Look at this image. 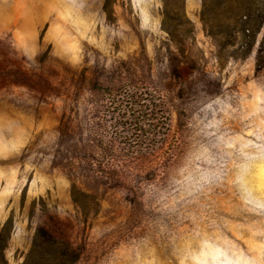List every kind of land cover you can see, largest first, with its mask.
<instances>
[{
  "label": "rangeland",
  "instance_id": "rangeland-1",
  "mask_svg": "<svg viewBox=\"0 0 264 264\" xmlns=\"http://www.w3.org/2000/svg\"><path fill=\"white\" fill-rule=\"evenodd\" d=\"M262 22L264 0H0L9 263L57 220L77 264H264Z\"/></svg>",
  "mask_w": 264,
  "mask_h": 264
},
{
  "label": "trees",
  "instance_id": "trees-1",
  "mask_svg": "<svg viewBox=\"0 0 264 264\" xmlns=\"http://www.w3.org/2000/svg\"><path fill=\"white\" fill-rule=\"evenodd\" d=\"M240 10L238 23L242 26L243 32L249 31L248 25L252 19L250 14H245L246 9L238 7ZM204 26H209L216 22L215 16H210L207 10L202 11ZM264 26V22H262ZM251 32V31H250ZM255 36V31L252 33ZM258 55H264V35L260 43ZM53 221V220H52ZM13 228L12 220H7L0 231V264H10L7 258L11 232ZM69 232L63 225L55 220L51 224H39L34 233L32 244L20 264H77L79 263L83 249L76 244Z\"/></svg>",
  "mask_w": 264,
  "mask_h": 264
}]
</instances>
